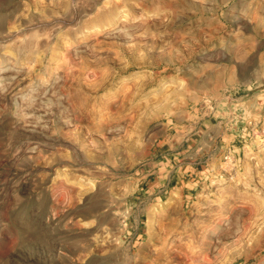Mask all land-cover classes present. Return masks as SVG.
I'll list each match as a JSON object with an SVG mask.
<instances>
[{
  "label": "rangeland",
  "instance_id": "374dc122",
  "mask_svg": "<svg viewBox=\"0 0 264 264\" xmlns=\"http://www.w3.org/2000/svg\"><path fill=\"white\" fill-rule=\"evenodd\" d=\"M0 264H264V0H0Z\"/></svg>",
  "mask_w": 264,
  "mask_h": 264
},
{
  "label": "bare ground",
  "instance_id": "6f19581e",
  "mask_svg": "<svg viewBox=\"0 0 264 264\" xmlns=\"http://www.w3.org/2000/svg\"><path fill=\"white\" fill-rule=\"evenodd\" d=\"M35 91V90H34ZM34 100V99H33Z\"/></svg>",
  "mask_w": 264,
  "mask_h": 264
}]
</instances>
